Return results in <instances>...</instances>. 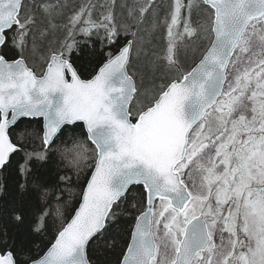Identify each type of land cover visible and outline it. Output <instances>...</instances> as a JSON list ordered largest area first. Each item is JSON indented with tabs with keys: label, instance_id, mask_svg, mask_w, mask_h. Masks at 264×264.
<instances>
[{
	"label": "snow or ice",
	"instance_id": "1",
	"mask_svg": "<svg viewBox=\"0 0 264 264\" xmlns=\"http://www.w3.org/2000/svg\"><path fill=\"white\" fill-rule=\"evenodd\" d=\"M155 7L0 0V264H264V0Z\"/></svg>",
	"mask_w": 264,
	"mask_h": 264
},
{
	"label": "trees",
	"instance_id": "2",
	"mask_svg": "<svg viewBox=\"0 0 264 264\" xmlns=\"http://www.w3.org/2000/svg\"><path fill=\"white\" fill-rule=\"evenodd\" d=\"M27 2L31 3L32 0H27ZM36 2L39 3L40 0H36ZM60 2L64 3L66 5V8L64 9V13H65V15H67L73 9H76L81 4H83L85 2V0H60ZM99 2L103 3V2H106V0H99ZM120 4L146 5L143 3L142 0H119L118 5H120ZM155 6L156 7L154 9V12H155L156 17L162 19L163 16L165 15L167 7L165 6V4L161 5V4H156V3H155ZM117 8H118L117 11L119 13H121L120 18L126 20L127 9L126 8H120V7H117ZM42 19H43V17H42ZM148 19H149V21H151L153 19V16L148 17ZM62 20H63V17H58V22H62ZM63 35H64L63 32H57L55 34V37H53V38L54 39H62ZM161 36H162V30L157 31L155 33L146 34L144 37V43L142 45L143 49L145 51H148V50H151L153 47H158L161 43ZM201 46H202L201 43H196L192 46L187 47L185 49V51H183L181 53L182 61H183V64L186 68L190 66L191 62H193L194 60H196L199 57L200 51H201L200 50ZM99 55H100V48H99L98 44H96L94 47H83L82 48L81 62L85 65L94 66ZM144 60H145V57L142 54L139 60H134V68H136V70H140L142 68L143 63H144ZM29 62L37 70L43 66V61H42L39 53L36 56L31 57ZM147 82H149L148 79H145L144 87L150 88L151 85H148ZM27 124H29V121L23 120L21 122V127H24ZM31 125L37 131L39 130V124L37 121H35V120L31 121ZM77 134H79V129L77 130ZM81 139H84V138L81 137ZM38 146H39V142L37 141V147ZM85 147L87 149H91L92 145L90 143H86ZM89 159H90V157H89ZM68 174L71 175V173H68ZM26 233H27V224H25L24 226H21V228L19 229V234L21 236L26 235ZM31 239H34L36 243H43V241L40 238H31Z\"/></svg>",
	"mask_w": 264,
	"mask_h": 264
},
{
	"label": "flooded vegetation",
	"instance_id": "3",
	"mask_svg": "<svg viewBox=\"0 0 264 264\" xmlns=\"http://www.w3.org/2000/svg\"><path fill=\"white\" fill-rule=\"evenodd\" d=\"M118 1H119V0H116L117 5H118ZM142 1H143L144 4H145L146 2H149V4H150V3H153V2L156 3V4H161V5H162V4H163V5L165 4V6L167 7V10H168V7H169V5H170V3H171V0H142ZM161 1H162V2H161ZM194 2H195V0H194ZM117 9H118V8H117ZM167 10H166V12H167ZM166 12H165V14H166ZM150 16H151V15H150ZM150 16H149V17H150ZM163 17H164V16H163ZM194 18H196V17H195V11H194ZM197 43H201L202 46H201V49H200V50H202V48H203V46H204L203 43H202V42H197ZM191 64H192V62H191ZM191 64H190V65H191ZM133 68H134V61H133V67H132V69H131V72H133Z\"/></svg>",
	"mask_w": 264,
	"mask_h": 264
},
{
	"label": "rangeland",
	"instance_id": "4",
	"mask_svg": "<svg viewBox=\"0 0 264 264\" xmlns=\"http://www.w3.org/2000/svg\"><path fill=\"white\" fill-rule=\"evenodd\" d=\"M145 4L147 5V4H149V2H146ZM133 71H138V70H136V68H133ZM147 83H148V85H150L149 82H147ZM148 87H149V86H148Z\"/></svg>",
	"mask_w": 264,
	"mask_h": 264
},
{
	"label": "bare ground",
	"instance_id": "5",
	"mask_svg": "<svg viewBox=\"0 0 264 264\" xmlns=\"http://www.w3.org/2000/svg\"><path fill=\"white\" fill-rule=\"evenodd\" d=\"M194 11H196V10L194 9Z\"/></svg>",
	"mask_w": 264,
	"mask_h": 264
}]
</instances>
